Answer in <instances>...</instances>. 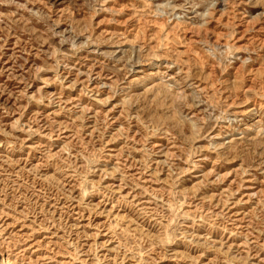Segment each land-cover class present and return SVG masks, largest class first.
I'll return each mask as SVG.
<instances>
[{
    "label": "rangeland",
    "instance_id": "obj_1",
    "mask_svg": "<svg viewBox=\"0 0 264 264\" xmlns=\"http://www.w3.org/2000/svg\"><path fill=\"white\" fill-rule=\"evenodd\" d=\"M0 264H264V0H0Z\"/></svg>",
    "mask_w": 264,
    "mask_h": 264
},
{
    "label": "bare ground",
    "instance_id": "obj_2",
    "mask_svg": "<svg viewBox=\"0 0 264 264\" xmlns=\"http://www.w3.org/2000/svg\"><path fill=\"white\" fill-rule=\"evenodd\" d=\"M0 245H1V239H0ZM1 246H2V245H1ZM4 264H13V263H12L11 261L5 259V260H4Z\"/></svg>",
    "mask_w": 264,
    "mask_h": 264
}]
</instances>
